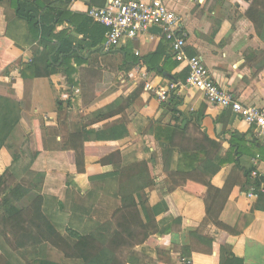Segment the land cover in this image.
<instances>
[{
    "label": "crops",
    "instance_id": "obj_1",
    "mask_svg": "<svg viewBox=\"0 0 264 264\" xmlns=\"http://www.w3.org/2000/svg\"><path fill=\"white\" fill-rule=\"evenodd\" d=\"M41 1L45 4L54 2ZM161 1L169 11L182 18L186 56L200 57L214 83L228 90L236 101L262 107L264 22L254 26L248 13L251 9L252 14L262 16L264 0ZM104 4L105 0H72L66 9L88 17L91 9L101 8ZM68 28L67 24H62L56 27V32ZM71 29L74 30L73 27ZM84 29L91 33L83 43L85 45L91 40H99L105 33L102 26L96 29L89 24ZM73 35L76 41L81 39V36ZM0 36L6 40V53L14 59L6 70H0V176L12 163L4 141L18 150L22 149L28 138L34 140L32 135L37 128V141L42 151L38 169L45 174L42 191L50 196L45 199L43 208L59 231L71 227L86 232L94 226L88 215L97 199L103 195L114 197L117 191L115 178L94 180L112 171L111 164L116 157L110 164H101L99 160L117 152L122 167L151 158L155 160V189L150 201L155 203L167 196L181 220L178 230L156 237L153 245L143 244L134 249L135 257L140 258L139 264H220L218 240L222 234L226 235V244L242 264H264V212L252 209L257 200L256 190L245 189L244 175L245 171H254L264 176V140L256 137L254 131L238 117L210 106L199 90L186 85L189 70L186 64L173 59L170 46L160 33L147 31L134 41L110 49L115 56L113 60H107L106 68L115 72L114 66L120 65V50L134 57L137 53L140 64L137 65L149 74L152 89H164L171 83L177 85L174 93L180 100L177 109L190 121L187 136L194 140L204 134L220 145V169L209 182L218 191L229 190L219 214V222L227 231L217 228L207 219V189L204 186L188 183L168 191V173L176 172L180 165L182 167L180 156L174 153L169 170L164 171L167 142L162 131L173 126L171 108L163 113L157 97L139 80L137 65L128 72L116 69V74L112 75L115 78L113 83L99 94H80L79 86L69 87L62 74L45 80L46 89H42L40 81L35 80L30 84L32 98L26 110L21 72L32 58L34 41L26 23L15 18L8 0L0 3ZM101 47L102 43H98L97 48ZM110 50L103 48L104 52ZM86 53L83 51L81 55L84 57ZM154 55H157L155 59ZM69 65L77 67L73 58ZM86 67V64L81 66L82 70ZM158 69L162 70L161 74ZM82 70L79 72L77 68L72 75L73 81L77 82L83 76L87 81L97 82L106 76L97 69L96 74L82 73ZM108 106L113 107L104 114L105 118L93 116ZM59 110V113H67V132L84 136L85 147L104 148L103 152L107 153L101 158L86 157L84 173H76L75 166L69 164L68 157L61 151L64 135L57 120ZM183 124L186 126L185 122ZM111 149L113 151L108 152ZM20 157L26 159L25 153ZM67 174L70 186L65 194L67 189L63 181ZM33 177L25 174L23 185L31 187ZM253 178L250 175V179ZM77 193L83 196L80 204H75ZM51 196L63 202L61 211L57 210L56 200ZM190 234L195 235L190 238ZM207 241H211V245ZM190 248L195 250L188 256L184 255Z\"/></svg>",
    "mask_w": 264,
    "mask_h": 264
},
{
    "label": "trees",
    "instance_id": "obj_2",
    "mask_svg": "<svg viewBox=\"0 0 264 264\" xmlns=\"http://www.w3.org/2000/svg\"><path fill=\"white\" fill-rule=\"evenodd\" d=\"M2 1L0 0V3ZM70 1L72 0H54L53 3L45 4L41 0H8L14 10L15 18L26 23L34 41L31 49L32 58L21 72L24 80L26 110L29 109L32 98L30 84L35 80H39L42 89H46L45 80L53 75L62 74L69 87L79 86L80 94L84 92L99 94L113 83L115 78L112 75H115L117 70L119 72L123 69L128 72L139 64L136 56L135 58L134 55L120 50V65L114 66L115 72H109L106 63L108 59L113 60L115 52L111 50L104 52L102 47L97 48L98 43L104 44V32L99 40H91L87 45L83 44L91 34L83 28L90 24L98 29L101 25L98 27L94 24L95 22H91L90 17L72 13L66 9ZM252 13L250 9L248 18L254 26L264 22V14L257 17ZM62 24H67L69 28L57 33L56 27ZM71 27L74 28L73 31ZM73 33L81 36V39L76 41ZM6 44V40L0 36V70H6L14 61L6 53ZM83 51L87 52L84 57L81 55ZM156 56L154 55L153 59ZM71 58L74 59L76 68L69 65ZM82 64L87 65L83 70ZM77 68L79 72L82 70V73L96 74L101 71L106 76L97 82L87 81L82 76L75 82L72 75L77 72ZM157 72L161 74L162 70L158 69ZM179 105L180 100L175 95H171L167 103H161L163 113L167 111V108H171L173 121V126L162 131L167 142L164 171L169 170V162L174 153L180 156V164H182L176 172L168 173V191L188 183L204 186L207 189L205 195L207 219L214 226L225 231V227L219 222V214L229 190L224 188L218 191L209 182L220 169V145L209 140L204 134L194 140L188 137L190 121L178 111ZM112 107L108 106L93 116L105 118L104 114L109 113ZM59 112L60 110L57 113V120L64 135L61 151L68 157L69 164L75 166L76 173H84L86 157L93 155L101 158L107 153L103 152L104 148L85 147L84 136L67 132L65 123L67 113ZM184 122L186 126L182 127ZM36 129L32 135L34 140L31 141V138H28L22 145V149L18 150L10 142L3 143L12 163L0 176V263L139 264L140 258L135 257L134 253L137 246L153 245L157 241L156 237L168 235L180 228L181 220L167 196L155 203L150 201V196L155 189V160L151 158L122 167L118 153L114 152L99 160L101 164H110L116 157V161L111 164L112 171L94 180L115 178L117 182L115 196L103 195L97 199L88 215V220L94 224L90 230L80 232L74 228L65 227L63 232L59 231L43 208L45 199L50 196L42 191L45 174L38 169L42 151L37 141L39 131ZM112 151L111 149L108 152ZM24 153L26 159H21L20 154L24 155ZM25 174L35 176L31 187H25L22 183ZM244 175L245 189L255 188L256 190L257 200L252 209L264 212V192L259 190L264 187V176L258 175L251 180L250 171H245ZM63 182L67 189L65 194H67L70 186L68 174ZM51 197L56 200L57 210L61 211L64 207L63 202L55 196ZM82 197L80 193H77L75 204H80ZM159 216H162L160 220H158ZM194 235L190 234V238ZM211 243L207 241V244L211 245ZM218 244L220 264H242V260L234 257L231 247L226 244L225 234L221 235ZM193 250L195 248H190L187 254L184 252V255H190Z\"/></svg>",
    "mask_w": 264,
    "mask_h": 264
},
{
    "label": "built area",
    "instance_id": "obj_3",
    "mask_svg": "<svg viewBox=\"0 0 264 264\" xmlns=\"http://www.w3.org/2000/svg\"><path fill=\"white\" fill-rule=\"evenodd\" d=\"M88 17L105 28V50L134 41L150 28H159L162 38L170 46L173 59L180 64H186L189 70L186 85L199 90L210 106L230 111L250 127L256 137L264 140V105L248 106L236 101L228 90L214 83L200 57L186 56V33L182 18L169 11L161 0H105L104 6L91 9ZM135 56L138 54L135 53ZM135 68L138 70L139 80L146 89L153 92L159 103H167L170 96L174 95L176 84L171 83L164 89H152L147 71L140 69L138 65ZM251 175L254 178L258 176L254 171ZM260 191L264 192V188Z\"/></svg>",
    "mask_w": 264,
    "mask_h": 264
},
{
    "label": "water",
    "instance_id": "obj_4",
    "mask_svg": "<svg viewBox=\"0 0 264 264\" xmlns=\"http://www.w3.org/2000/svg\"><path fill=\"white\" fill-rule=\"evenodd\" d=\"M148 31L151 32V33H154V34H159L160 33V29L156 28V27L150 28ZM183 126H184V124H183Z\"/></svg>",
    "mask_w": 264,
    "mask_h": 264
},
{
    "label": "rangeland",
    "instance_id": "obj_5",
    "mask_svg": "<svg viewBox=\"0 0 264 264\" xmlns=\"http://www.w3.org/2000/svg\"><path fill=\"white\" fill-rule=\"evenodd\" d=\"M0 264H3V263H0Z\"/></svg>",
    "mask_w": 264,
    "mask_h": 264
}]
</instances>
